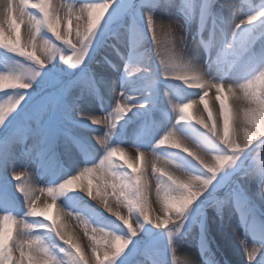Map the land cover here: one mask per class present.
I'll list each match as a JSON object with an SVG mask.
<instances>
[{
	"label": "rangeland",
	"instance_id": "obj_1",
	"mask_svg": "<svg viewBox=\"0 0 264 264\" xmlns=\"http://www.w3.org/2000/svg\"><path fill=\"white\" fill-rule=\"evenodd\" d=\"M169 1L154 0V3L149 6L142 0H114L108 15L105 12V16L107 15L106 26L102 24L97 30L86 58L82 64L75 67H69L65 63L67 56L72 54L71 48L63 44L62 41H57L44 27L40 30L39 38L48 40L60 48V51L53 54L52 60L46 66H37L25 57L10 52L0 45V71L25 74L29 69H32L38 70L40 73L27 90H17L26 93L24 100L21 101L20 109H24L26 102L29 103L25 110L31 109V102L34 101V97L42 87L41 82H50V77H58L61 83L69 80L77 82L76 86L69 89L64 97L63 103L67 108L60 107L55 110L56 130L51 138L50 150L38 161L21 156L20 153L24 146L20 144L14 148L15 156L9 157L6 163H0V226L11 229L13 239L17 238L18 233L25 237L39 236L43 246L49 248L51 253L62 261V264H68L69 250L67 247L69 246L59 241L55 233L48 227L39 226L51 224L52 218H55L56 225L61 227L65 238L72 237L86 258L91 255V246L94 244L101 256L105 251L110 253L114 250L112 247L114 238L109 237L107 244L104 242L103 233L99 231V229H104L105 232L129 238V244L112 261V264H179V260H173L174 255L179 259L187 260L189 264H229L223 259L229 255L223 249L221 238L224 237L222 236L225 228L223 221L227 213H230L229 216L233 217L232 221L237 226L235 242L240 248L242 264H264L263 257L257 262H247L245 252L241 251V247L248 240L251 231L256 232L259 240L262 241L264 238V195L260 193L261 176L257 170V162H264V140L254 142L253 145L242 151L233 163L217 172L214 179L210 181L208 189L193 201L179 219L176 220L174 214L168 213L170 220L167 226L162 223L160 227L155 226V223H159L165 217L164 206L157 205L155 200H159L163 204L164 197L163 192L160 193L159 198L157 197L156 180L149 179L152 172L148 169L147 179L150 191L147 211L149 219L154 220V223L145 222L136 214L133 219L140 223V230L135 235L128 233L126 226L114 215L115 207L114 211L110 213L104 208L100 196H96L98 190L101 196L105 195L102 185L95 178L100 173L94 171L86 178L81 177L67 192L57 196L55 201L47 192L48 188H53L54 185L62 183L70 176L77 175L84 167L99 164L100 158L104 155L100 145L97 144L98 150L95 151L89 141L80 137V131L82 133L84 130L92 131L91 133L97 136H103L107 131L106 126L83 123V117L76 113L77 107L85 113L101 117L107 116L109 112L113 113L111 118L117 125L113 130V135L108 139V144L116 148L117 153L113 157L111 165L104 170L105 182H111L114 179L113 172L118 176L125 171H131L124 163L125 159L121 154V148L134 150L135 161L138 154L148 153L147 150L152 145L155 148L162 147L157 150L161 157L172 161L175 166H179L188 174L202 175L206 170L201 169L195 163L193 160L195 157L184 153V147H188L190 151H199L193 143L204 145L206 138H211L217 143L208 146L210 154H215L219 150V146L220 148L225 147L217 137L208 132L206 127L196 123L189 107L181 113L179 105L194 99L198 100L203 95V91H208V89L187 90L166 81L164 77L166 74L159 63V57H157L156 45L148 30L145 13L150 11L155 21L175 22L174 32L177 35L173 42L181 57L188 48L196 50L200 55L206 57L210 64L218 66L225 76L234 72L233 69L238 67L237 60L240 57L239 65L245 61L256 63L260 57L264 56V17L255 21L254 26L260 29L261 33L254 40L250 39L252 34L250 35L248 26L239 25L237 27V24L230 22L232 25L228 27L229 29L227 28L226 4L229 0H178L181 7L179 8V17L176 18L173 16L171 18L166 14L167 8L163 3H169ZM248 1L251 0H234L235 10L241 11L247 7ZM257 1L261 4L259 9L264 10V0ZM105 2L110 4L111 0H49L48 6L50 9L57 8L56 14L64 20L68 19L66 15L68 9L75 7L77 11L73 14L69 25L75 32L77 24L83 28L87 26L88 13L87 11L80 13L78 10L81 6ZM27 10L42 19L39 9L31 8L29 5ZM159 12L164 14L163 19H161V15H158ZM246 15L247 13L243 14L241 18ZM76 16H80L78 21ZM3 27L5 29L4 43L13 41L16 32L9 27L8 23H5ZM63 29L64 24L62 23L60 30L63 31ZM223 32H226L225 38ZM20 39L22 43H27L29 40L23 25L20 28ZM121 42H126V52L119 50L118 44ZM27 50L31 51L32 49L28 48ZM37 54L43 56L39 51ZM62 55L65 57L64 60L61 59ZM110 55L112 56L109 57ZM183 59L189 60L190 58ZM126 63L129 64L128 71L125 67ZM98 65H101L100 69L105 70V77L109 79L107 84L110 88L116 85L118 89L116 98H112L110 102L107 99L104 82L95 73ZM133 68H139V71H133ZM82 76H90L95 81V92L84 84ZM225 76L222 77L226 81ZM25 79L29 78L25 76ZM150 79L155 80L154 85L147 84ZM222 85L223 89L227 87L226 83ZM5 91L7 95H5ZM44 91H49V89L44 88ZM88 92L92 99H90L91 103L86 105L83 99ZM256 92L257 95L264 94V86H261ZM121 93H123V97L130 98L128 107H132L137 102L145 103V99L151 100V103H148L150 106L139 112L132 108L117 118L114 111L117 103L121 107H125V100L121 98ZM14 94L12 89L0 90V106L7 110L9 97ZM211 95L215 99L216 93L211 92ZM224 95L226 96V94ZM163 99L166 102H163ZM215 101L216 105L213 110L208 106L206 111V104L202 105L206 124L208 127L215 126L223 135V121L216 117V115L219 116V101L216 99ZM248 106L249 102L247 101L245 108ZM251 106L259 107L256 104ZM226 107L230 115L229 138H231L235 120L231 114L235 109L233 110L228 100H226ZM154 114L158 117H154ZM181 115L185 117L183 121L180 120ZM169 117L177 141L181 142L183 139L179 149L173 147L168 138L165 144H157L166 136L157 130V122H164L166 125L169 122ZM47 120L48 115L40 121H22V123H30L32 129L28 143L39 140L40 129ZM172 139L174 140V138ZM72 159L76 163L74 169L69 168ZM146 159L147 157L144 155L140 160L135 161L139 165L138 172L143 173ZM12 168L20 173L22 182L25 180L24 174L26 173L27 179L36 189L35 216L24 215L27 210L26 203L22 194L15 187L16 181L13 179ZM160 170L157 171V176L161 174ZM163 172L165 178L171 174L166 170ZM171 175L174 178L187 181L186 178H181L179 175ZM207 175L212 174L207 173ZM89 180L92 181L93 196H96V199L87 195L86 187ZM5 190L8 197L6 204L3 196ZM108 192L110 193V189ZM173 195H180V193H173ZM109 202L116 205L114 197L109 196ZM48 205L51 207H47ZM5 207L16 216L10 215L9 219L5 221L3 217L6 213L2 212ZM119 210L122 215H127V210L123 205L119 206ZM66 212L71 216H67ZM22 220L24 223L21 222ZM85 221H87V225H85ZM26 223H31L33 227H26ZM130 223L135 229L136 225L131 218ZM93 229H97V231L94 233ZM169 231L173 232L171 243H169ZM93 235L97 237L98 243L91 239ZM186 247L188 249L190 247L192 253L191 256L183 258L181 256L186 255V249H184ZM18 254L16 253L14 258ZM41 255L43 254L41 253Z\"/></svg>",
	"mask_w": 264,
	"mask_h": 264
},
{
	"label": "snow or ice",
	"instance_id": "obj_2",
	"mask_svg": "<svg viewBox=\"0 0 264 264\" xmlns=\"http://www.w3.org/2000/svg\"><path fill=\"white\" fill-rule=\"evenodd\" d=\"M143 3L149 4L151 6L154 3V0H142ZM106 4L107 15L109 10L114 4V0H111V3ZM31 5V8L39 9V12L42 14V19L39 16L32 15L28 11V6ZM49 0H7V6L5 9V16L0 19V45L5 49L13 52L21 57L32 61L37 66H46L53 58V54L60 51V48L55 44L49 42L48 40H42L39 38V33L42 27L46 28L52 36L55 37L57 41H62L63 44L71 48L72 54L67 56L65 63L69 67H75L84 61L89 50V46L92 42V38L96 34L97 30L101 27L102 24L106 26L107 21L105 12L103 19L99 20V23L96 22L97 19V10L93 8V5L98 4H85L82 5L78 10L80 13L87 11L88 21L86 28H83L81 25H76L75 32L72 31L69 27L71 23V18L73 14L77 11L75 7H70L66 13L68 19L64 20L61 16H58L56 13L57 8H49ZM115 11V10H114ZM264 17V10H260L253 15L247 17V22L241 21L240 23H252L258 18ZM91 18V19H90ZM145 18L148 26V30L152 36V39L156 45L157 57H159V63L162 66L163 72L168 74H178L176 79L183 81L185 84H188L189 81H200L201 83L196 86L203 89H212L215 88L216 97L215 99L219 101V116L223 121V135L217 130L215 126L208 127L203 118L193 117L196 120L197 124H203L207 128L208 132L212 133V136L217 137L225 146L220 148L215 154H208L206 157L201 151H190L188 147H184V153L188 154L190 157H195L193 159L195 163L206 172L202 175H192L188 174L187 181L181 180L179 178H174L171 174H168L165 178L163 170L160 175H156L158 168L156 164V159H159V156L154 155L156 159L149 160L145 166L143 173L138 172L139 165L135 162L141 159V156H144V153H140L135 157V161L125 160L127 168L131 171H125L120 175H116L115 172L112 173L114 179L111 182H105L104 170L109 167L112 163L113 157L117 153V149L109 146L108 139L113 135V130L116 128V123L112 120L113 113L109 112L107 116L101 117L93 114L85 113L81 111L78 107L76 113L78 116L86 117L94 125L104 124L107 128V131L103 136H96V144L100 145V148L103 149L104 155L100 158L99 164H94L91 167H84L80 170L77 175L70 176L69 179L63 180L62 183L54 185L53 188H48L47 192L55 201L56 197L62 195L64 192H67L70 187L74 185V182L81 179V177H88L93 174V172L100 173L99 176L95 177L97 182L102 185L105 195L101 196L100 191L98 190L96 196H100L101 201H103V206L110 213L114 211V215L122 221V224L126 226L128 233L135 235L140 230V223L133 219V217L138 214L145 222L154 223V220L149 219V214L147 211L148 204V193L150 191V185L148 183V172L147 168L150 165L152 175L156 179V195L159 198L160 193L163 192V204L165 217L155 223V226L160 227V224L167 226L169 225L170 217L168 213L175 215L176 220L180 218L181 215L189 208L193 201L197 200L209 186V183L214 179L215 174L219 172L225 166L233 163L238 155L249 148L254 142L258 140H264V94L257 95L255 91L256 83L259 82L260 85L264 86V66L259 67L255 72H259V75L254 79L247 78L246 83H234L229 84L227 87V92L229 94L233 93V87L235 86L238 90H243V96L239 95L237 92V101L244 99L249 102L247 108H242L239 103L234 101L236 108L235 120L233 121V131L231 138H229V110L226 107L227 97L222 95L224 91L223 86L220 83H215L210 81L204 73L193 65H184L181 64L178 58V53L174 45V32L171 27L165 23L157 22L153 19L151 12L145 13ZM80 16H76L78 21ZM5 23L9 24V27L16 32L15 39L9 43H4V32L5 29L3 25ZM64 24L63 31L60 30L61 24ZM23 25L24 29L28 30L30 33V38L27 43H22L20 39V28ZM239 25H237L238 27ZM43 41V43H41ZM31 48V51L27 49ZM46 52V55L42 57L37 54V52ZM64 55L61 56V59L64 60ZM40 61L41 63H38ZM128 65L126 63L125 67L128 71ZM180 65L182 71L176 72L172 71L174 67ZM133 71L138 72L139 68H133ZM38 70L29 69L25 74H17L15 72H5L0 71V80H4L10 84V86L0 87V90L12 89L14 90V95L9 97L8 104L9 107L5 110L0 106V163H6L9 160V157L15 156L16 152L14 148L17 145L23 144V151L20 153L21 156H26L28 158L40 160L42 155L46 154L51 148V138L56 130V113L55 110L60 107L67 108L64 105V97L67 95L69 89L76 86V81L69 80L67 82L61 83L58 77H50V82L44 83L41 82L42 87L34 97L32 107L30 110L27 109L28 103H25L24 109H20L21 101L24 100L25 92L17 90H27L33 80L39 76ZM191 74V75H188ZM253 75V74H252ZM251 75V76H252ZM27 76L29 79H25ZM84 84L90 88L93 92L96 91L95 81L91 79L90 76L81 77ZM155 80L150 79L147 81L149 86L154 85ZM44 88L49 89V91H44ZM114 94L116 93L113 89ZM7 95V92H4ZM208 96V91H203V95L200 96V100L204 101L205 97ZM121 98L125 100V107H121L117 103L115 108V113L117 118H119L126 111H130L133 107H144L146 104L151 103L150 99H145L143 105H134L128 107L130 98L123 97L121 93ZM192 101H189L186 104L179 105L181 113L184 109L190 107ZM252 104H256L259 107H252ZM15 109V111H12ZM205 110H208L207 104L205 105ZM10 113V114H9ZM48 115V120L44 123L43 127L40 129V138L38 141L33 143H28V139L31 136L32 129L30 123H22V121H40L43 117ZM211 118V117H209ZM185 117L180 116V120L183 121ZM249 126H252L251 128ZM241 132L243 133V138L241 139ZM67 135V133H65ZM167 136L164 139H161L157 142L158 145L165 144ZM214 141V140H213ZM183 139L181 142H173V147L179 149L181 148ZM216 143V142H215ZM196 148L197 144L193 143ZM217 144V143H216ZM198 149V148H197ZM202 153V154H201ZM258 172L261 176V179H264V162H257ZM202 166V167H201ZM211 173L212 175H207ZM13 179L16 181L15 187L18 192H20L26 203V212L25 216H35V192L36 189L27 179V174L25 173L24 182L21 181L20 173L17 172L15 168H12ZM143 175V180H142ZM182 185H187L190 189L189 192H185ZM110 189V193L108 190ZM195 189V190H193ZM87 195L96 199V196H93L92 190V181L89 180L86 187ZM173 193H180V195H173ZM5 198V204L7 203V192H3ZM109 196L114 197L116 205H112L109 202ZM173 197H182L183 206L175 207L170 206V201ZM191 201V203H189ZM127 210V215H122L119 206ZM47 207H51L48 205ZM6 213L3 217L5 221L9 219L10 215L16 216L12 211L7 207L2 211ZM67 216H71L70 213H65ZM79 219V216L77 215ZM130 218L135 223V229L130 223ZM24 223V221H21ZM87 225V221H85ZM26 227L32 228L31 223H26ZM40 227H48L51 231L55 233V236L61 241L64 245H68V264H112V261L124 251V249L129 244V238H126L122 235L105 232L104 229H99L103 233V238L105 244L109 242V237L114 238V243L112 247L113 251L110 253L105 251L103 256L98 251V248L94 245L91 246V255L85 257V254L81 250L80 246L75 242L72 237L65 238V234L62 232L61 227L56 225V219L52 218V223L47 225H39ZM94 233L97 229L92 230ZM22 233V232H21ZM173 232H168L169 243H171V237ZM93 241H97V237L93 235L91 237ZM264 242V238H262ZM98 243V241H97ZM243 243V242H241ZM27 245V247H25ZM261 244H254L251 249H248L245 246V252L247 254L248 260L253 261L257 256V253L260 251ZM19 253L18 255H14ZM41 253L43 255H41ZM173 260H179V264H189L185 259H179L175 255ZM62 264V261L58 259L55 255L51 253L49 248L42 245L39 236L32 237H23L21 238L20 233L17 234V238L13 239L11 229H6L0 226V264Z\"/></svg>",
	"mask_w": 264,
	"mask_h": 264
},
{
	"label": "bare ground",
	"instance_id": "obj_3",
	"mask_svg": "<svg viewBox=\"0 0 264 264\" xmlns=\"http://www.w3.org/2000/svg\"><path fill=\"white\" fill-rule=\"evenodd\" d=\"M247 3H248L247 7L243 8L241 11H238L237 9L235 10L234 0H229V2L226 4V8H227V11H228V13H227V28L232 25L230 22H233V23H235L237 25H240V26H243V27H247L248 26L249 27V29H248L249 33H250V35L252 34V38H250V39H254L255 40V38L261 33L260 29H258L257 27L254 26L256 24V22L255 21L252 22V23H240V22L241 21L247 22V17L249 15H253L256 12L260 11L261 9H259V8H260L261 4L257 0H251V1H248ZM163 4L166 5V8H167V11H166L167 13L166 14L167 15H169L171 18H172V16L175 17V18L179 17V13H180L179 8L181 7V5L179 4L178 0H170L169 3L166 2V4L165 3H163ZM246 13H247V15L244 16L243 18H241L242 15L246 14ZM158 15H161L162 16L161 19H163L164 14L162 12H159ZM171 20H173V19H171ZM157 22L163 23V21L161 22L160 20H158ZM225 33L226 32H223V37L224 38L226 37ZM175 35H177L176 32H174V39H175ZM125 46H127L126 42H121V44H118L119 50L121 49V51H123V52L127 51V48ZM182 54H183L182 58L189 57L190 58L189 61L191 62V64L193 66L197 67L198 69H200L210 81L215 82V83H220L221 85L226 83L227 87H228L229 84L246 83L245 79H247V78L255 80V77L259 75V72H255V73H253V72L255 70H257L259 67L264 66V56L262 58L260 57L258 62H256V63H250V62L245 61L244 63H242L243 65L242 64L239 65V61H240V58H241L240 57L237 60L238 67L237 68L233 67L234 68L233 69L234 72H232L231 74H228L227 76H225L224 72L221 69H219L218 66L210 64L208 62V60L206 59V57L200 55L196 50L188 48ZM111 56L112 55H110L109 57H111ZM109 63H111V62H109ZM100 68H101V65H98L96 67L97 71L95 73H96V76H98V78L100 80L102 79V81L104 82L105 91L107 93V99L110 102V101H112V98H116L118 89H117L116 85L115 86L112 85L113 88H110L109 84H107V81L109 79H107V77H105L106 72H105V70H102ZM176 75H178V74H168V75H165L164 77H165L166 81L171 82L173 84H176V85H178V86H180V87H182L184 89H187V90L200 89L199 87L196 86L197 84L201 83L200 81H189L188 84H185L183 81H180V80L176 79ZM188 75H191V74H188ZM222 76L226 77V81H225V79L223 80ZM223 81H225V82H223ZM261 86L262 85H260L259 82H257L255 91H258V89H260ZM227 87H224L225 88L224 89L225 93L222 92V95L226 94L228 102L230 103V105L233 108V110L235 109L233 114H231V116L235 117L236 108H235V105H234V101L239 103L242 108H245L247 100L241 99V100L237 101V96H236L237 92H239V95L242 97L243 96V90H238L234 86L233 87V93L229 94L227 92ZM113 89L116 92L115 94L113 92ZM211 92H215L216 93L215 88L208 89V96L205 97L204 101H201L200 98L198 100L194 99V100H192V104L189 107V109L192 112V116L193 117H201V118H203L205 123H206V119H205V115H204V111H203V106L202 105L203 104H207V106H209L212 110L214 109V106L216 105V101L212 97ZM84 99H83V102L86 105L88 103H91L90 99H92V98H91V95H90L89 92L85 95ZM164 99H165V97H164ZM164 99H163V102H166ZM143 104L144 103H142V102L141 103L137 102L135 105H143ZM164 104L167 105V103H164ZM149 106H150L149 104H146L144 107H133V109L139 112V111H142V110H146L147 107H149ZM153 116L154 117H158L155 114ZM216 117H218V120L222 119L221 117H219L217 115H216ZM82 122L83 123H87V125H94L86 117H83ZM199 125L204 127L203 124H199ZM156 128H157V130H159L162 133V135H166L167 136V138L169 139V142L171 144H173V142H178L177 141V137H175L176 135H175V132H174L173 124L172 123L170 124V117H169L168 124L165 125L164 122L161 123V122L158 121L157 125H156ZM91 132L92 131L87 132L86 130H84L83 133H82L80 131V137H83V138L86 139V141H89L90 144L92 145V148L96 151V150H98V147H97V144H96V141H95V137L97 135H95V134H93ZM242 136H243V133L241 132V137H240L241 139L243 138ZM172 138H174V140ZM148 149H149V150H147L148 153H145V156L147 157L146 164H147V162L149 160L156 159V157L152 155V153H153L154 155L159 156V159H156V164H157L158 170L162 169V170H166L167 172H170L171 174H174V169L176 167L175 164H173V163H171L170 165L163 164V160H165L166 158L161 157L158 154V152H157V150L158 149H162V147L155 148V146L152 145L151 148H148ZM133 153H134V150H132L131 148L130 149L129 148H121V154H122V156L124 157L125 160L134 161ZM166 160H168V159H166ZM75 167H76L75 160L72 159L71 160V164L69 165V168L74 169ZM148 169L151 171L150 165L148 166L147 171H148ZM149 179L152 180V181L156 180L153 175L150 176ZM155 201H156L155 203L157 205H159L161 207L164 206L161 203V201H159V200H155ZM229 214L227 213L226 218L223 221V226L225 228H224V234L222 236H224V237L221 238V243L223 245V249L227 251L229 256L227 258L223 257V259H224L225 262H229V264H242L243 259H242V257H240V254H239V249L240 248H239L238 244H236V242H235L236 238H237L236 237V235H237L236 227L237 226L235 225V222L232 221L233 217L232 216L230 217ZM254 244H261L260 251L257 253V256L253 259V262H257V261H259L260 258H262V257L264 258V242H262L261 240H259L257 238L256 232H252L251 231V234L248 235V240H246L244 242V245L241 247V251H242V253L245 252V250H244L245 246H247L248 249H251L254 246ZM184 249H186V255L185 256L182 255L181 257L186 258L189 255L191 256L192 252L190 250V247H189V249L187 247L184 248ZM245 256H246V261L248 262L249 260H248L246 252H245Z\"/></svg>",
	"mask_w": 264,
	"mask_h": 264
},
{
	"label": "clouds",
	"instance_id": "obj_4",
	"mask_svg": "<svg viewBox=\"0 0 264 264\" xmlns=\"http://www.w3.org/2000/svg\"><path fill=\"white\" fill-rule=\"evenodd\" d=\"M7 6V0H0V19H2L5 16V9ZM93 8H95L97 10V19L96 22L99 23V20L103 18L104 12L106 11V4H98V5H93ZM91 19V18H90ZM167 25H169L171 27V29L174 32V24L175 22H171V23H165ZM26 33L28 35V38H30V33L29 31L26 29ZM178 53V58L181 64L184 65H192L191 62L187 59H183L179 53L178 50H176ZM43 55H46V52H42ZM38 63H41L40 61H38ZM172 71H176V72H180L182 71V68L180 67V65H177L176 67H174L173 69H171ZM6 86H10V84L4 80H0V87H6ZM0 111H2V109H0ZM216 144L215 141L211 140V138H206L205 144L204 145H197V148L199 151H201L206 157H208V146L214 145ZM209 158V157H208ZM172 163V161L170 160H163V164L165 165H170ZM174 174L175 175H179L181 178H186L188 179V173L184 172L182 169L179 168V166H176L174 169ZM173 176V175H172ZM183 188V190L185 192H189L190 193V189L188 188L187 185H182L181 186ZM260 193L261 195H264V179H261L260 182ZM183 198L182 197H173L172 200L170 201V206H175V207H180L183 206ZM189 203H191V201H189ZM24 236L21 235V238H23Z\"/></svg>",
	"mask_w": 264,
	"mask_h": 264
}]
</instances>
